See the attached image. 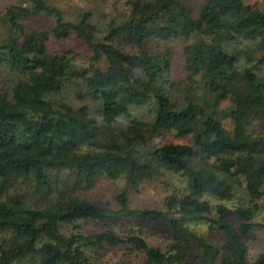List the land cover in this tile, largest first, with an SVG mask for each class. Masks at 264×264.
<instances>
[{
  "label": "trees",
  "instance_id": "1",
  "mask_svg": "<svg viewBox=\"0 0 264 264\" xmlns=\"http://www.w3.org/2000/svg\"><path fill=\"white\" fill-rule=\"evenodd\" d=\"M189 1L130 0L128 14L103 28L89 13L65 21L48 0L6 9L0 71L12 83L0 91V264H101L117 251L115 264H264V256L249 261L246 244L264 233L256 221L264 192L243 185H264V0H203L197 10ZM38 17L52 22L49 37L73 36L103 68L77 64L71 50L47 55L46 38L25 39L24 23ZM72 89L92 107H74ZM172 132L191 144L155 142ZM164 171L185 185L161 210L130 208L124 191L115 210L78 196L102 177L134 189ZM77 221L101 229L61 232ZM198 224L210 236L192 229ZM117 225L168 244L125 240Z\"/></svg>",
  "mask_w": 264,
  "mask_h": 264
},
{
  "label": "rangeland",
  "instance_id": "2",
  "mask_svg": "<svg viewBox=\"0 0 264 264\" xmlns=\"http://www.w3.org/2000/svg\"><path fill=\"white\" fill-rule=\"evenodd\" d=\"M128 1L130 0H48V3L63 13L65 21L77 22L80 16L84 13L91 15V22L97 25L99 28H103L111 19H122L128 14ZM203 0H190L189 6L197 10ZM245 3L250 6H258L260 0H245ZM19 0H0V36L6 31L2 18L6 9L12 5H18ZM52 22L46 18L30 19L24 23L25 27V39H32L34 37L46 38L47 55L60 56L63 51L71 50L75 52L74 60L77 64L83 65L86 68H103V61L91 60L92 52L87 46L83 45L80 41L76 40L73 36L65 40H55L48 36ZM37 38V39H38ZM41 38V39H42ZM157 43H152L151 48H155ZM175 51V71L176 74L180 71V51L178 44L172 43L171 45ZM122 50L126 53L133 52L129 47L122 46ZM49 60L46 59L40 64L48 65ZM178 69V71H177ZM12 77L10 78L5 72L0 71V91L3 89H9L12 83ZM67 100L72 103L74 107H81L88 105L90 108L92 104L89 102L78 101L74 97V89L68 91ZM224 127L230 130V122L224 121ZM157 143H174V144H191L190 138H177L174 133H162L155 139ZM185 182L183 177L170 172H158L146 178L142 183L134 189L128 188L125 185L123 178L108 179L102 177L98 180L92 189L81 191L78 193L80 198H84L97 205L98 207L117 209L119 207L116 197L122 191L126 192L128 196V205L133 209H150L161 210L164 208V204L169 196L178 190H181ZM252 192H264V185L258 187L254 182L243 184ZM214 203V202H213ZM227 207L233 210L234 206L232 202L227 203ZM257 222L264 221V208L256 217ZM101 226L94 225L90 221H77L71 225L61 227V232L69 236L71 233L81 232L84 234L99 231ZM197 233L204 236H210L206 227L203 224L192 226ZM116 232L120 233L123 239H134L135 236H142L146 242L151 246L166 247L168 240L161 235L154 234H138L137 227L133 228V232L126 233V229L117 225L114 227ZM216 242L217 239H213ZM248 246V258L251 263H255L260 257L264 256V233L256 232L250 236L246 242ZM122 251H117L113 255L110 254L101 264H115L121 258ZM131 259V258H127Z\"/></svg>",
  "mask_w": 264,
  "mask_h": 264
}]
</instances>
